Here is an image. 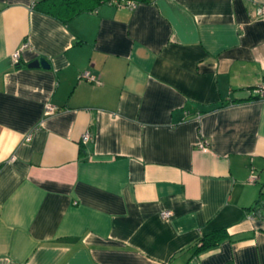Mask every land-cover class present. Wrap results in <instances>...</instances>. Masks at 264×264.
<instances>
[{
    "label": "crops",
    "instance_id": "1",
    "mask_svg": "<svg viewBox=\"0 0 264 264\" xmlns=\"http://www.w3.org/2000/svg\"><path fill=\"white\" fill-rule=\"evenodd\" d=\"M38 1L0 0V264H264V0Z\"/></svg>",
    "mask_w": 264,
    "mask_h": 264
},
{
    "label": "trees",
    "instance_id": "2",
    "mask_svg": "<svg viewBox=\"0 0 264 264\" xmlns=\"http://www.w3.org/2000/svg\"><path fill=\"white\" fill-rule=\"evenodd\" d=\"M114 0H39L33 7L41 14L50 16L59 22L68 23L77 16L90 13L101 5ZM130 1L134 4H146L151 0H116ZM229 238L225 228H215L202 233L194 246V254H201L217 247L222 241Z\"/></svg>",
    "mask_w": 264,
    "mask_h": 264
},
{
    "label": "built area",
    "instance_id": "3",
    "mask_svg": "<svg viewBox=\"0 0 264 264\" xmlns=\"http://www.w3.org/2000/svg\"><path fill=\"white\" fill-rule=\"evenodd\" d=\"M110 4L115 5L117 7H127V8H133L135 4L130 1H111ZM257 17L258 18H264V5H261V7L258 9L257 12ZM28 48V44L26 42L22 43L20 47L12 53V61L15 65L19 64L20 57H21V52L25 49ZM80 79L85 80L87 82H93V83H98V77L89 74L88 72L84 71L80 75ZM250 95L252 96L253 99L255 100H264V84L257 85L249 90ZM57 107L52 106L51 104H47L45 107V115H51L57 111ZM199 116L197 115V118ZM30 137H26V141H29ZM94 141V136L89 130H86L80 138V143L81 145H88L93 143ZM197 149L200 150L202 153H208L210 151V146L209 143L206 139H200L199 142L197 143ZM255 177L252 175L251 180L253 181Z\"/></svg>",
    "mask_w": 264,
    "mask_h": 264
},
{
    "label": "water",
    "instance_id": "4",
    "mask_svg": "<svg viewBox=\"0 0 264 264\" xmlns=\"http://www.w3.org/2000/svg\"><path fill=\"white\" fill-rule=\"evenodd\" d=\"M29 68H44V69H48L50 66L48 64V62L44 59V58H38L34 61H32L31 63H29L28 65Z\"/></svg>",
    "mask_w": 264,
    "mask_h": 264
}]
</instances>
